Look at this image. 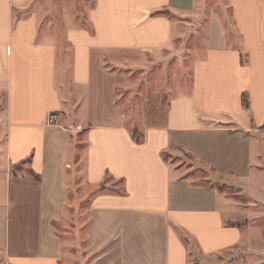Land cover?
<instances>
[{"label":"crops","instance_id":"1","mask_svg":"<svg viewBox=\"0 0 264 264\" xmlns=\"http://www.w3.org/2000/svg\"><path fill=\"white\" fill-rule=\"evenodd\" d=\"M36 1L0 0V264H75L77 232L85 264H191L187 238L204 257L240 245L244 230L230 225L219 190L166 156L190 153L238 181L262 160L264 0H223L190 91L150 93L138 119L121 101L120 72L183 35L186 18L169 12L187 17L216 0H95L87 25L57 37ZM54 113L66 127L49 123ZM28 158L36 175L14 177Z\"/></svg>","mask_w":264,"mask_h":264},{"label":"rangeland","instance_id":"2","mask_svg":"<svg viewBox=\"0 0 264 264\" xmlns=\"http://www.w3.org/2000/svg\"><path fill=\"white\" fill-rule=\"evenodd\" d=\"M221 2L223 0L211 2L207 9L203 8L200 11L199 6L195 5L193 10L195 13L187 17H180L169 12V15L174 16L176 20L186 18L183 35L176 37L174 44L169 49L151 54L143 64L133 69L130 68L131 70L126 73L120 72L125 76L127 82L126 87L120 89L121 101H124V108L131 111L135 116L134 118L138 119V107L141 101L152 92H161L168 99L190 91L192 66L197 59L205 56L206 51L212 45L211 35L214 26L212 11L218 10L220 12ZM94 3L95 0H37L35 5L39 4L43 7L45 20L52 21V30L57 37L61 36L69 25H87L88 14ZM31 11L32 9H27L23 16L29 15L32 13ZM28 12L30 13L27 14ZM1 115L0 112V117ZM55 125L65 126L60 120ZM135 129L140 138L141 131L138 127ZM4 130L5 128L1 125L0 185L5 168L2 152L4 149ZM77 140H81V144L77 147H80L83 152L86 145L84 135L79 134ZM191 158L193 159L192 154L187 152L179 156L169 154L166 156V159L174 164L181 161L188 164L189 167L194 166L188 171L189 173L195 175L199 181L213 184L220 192L222 208L230 225H237L244 230V239L240 245L208 257L202 256L196 243L187 238L188 247L191 251V264H241L243 262L264 264V155L245 181L217 175L216 172L214 174L212 169H205L200 163H192ZM28 170L29 165L24 164L20 171H17V176L27 173ZM107 181L108 183L111 182L109 178ZM85 207H87L86 204L75 210L76 218L81 220L84 218ZM58 231L61 235V224L58 225ZM79 237H82L81 233L77 232L76 241L74 240L75 243L72 246V263L85 264L84 247L78 244Z\"/></svg>","mask_w":264,"mask_h":264},{"label":"trees","instance_id":"3","mask_svg":"<svg viewBox=\"0 0 264 264\" xmlns=\"http://www.w3.org/2000/svg\"><path fill=\"white\" fill-rule=\"evenodd\" d=\"M161 13H167V10H159V11H156L154 14H161ZM248 57V55H245V54H243L242 53V62H244L245 63V61H248V59H247V57ZM242 104H243V107L245 108V109H247V110H249L250 109V98H249V94H248V92H244L243 94H242ZM137 132H136V129L134 130V132H133V134H134V137H136L137 139H138V141H140L141 139L137 136V134H136ZM30 161H31V158H28V159H26V160H23L22 162H20V163H18V164H15V165H13L12 167H11V173H12V175L15 177V176H17V171H20V169H21V166H23L24 164H29L30 163ZM28 174H32V175H36L34 172H33V170L32 169H30L29 168V170H28V172H27ZM104 188H105V186H103ZM103 188V189H104Z\"/></svg>","mask_w":264,"mask_h":264},{"label":"built area","instance_id":"4","mask_svg":"<svg viewBox=\"0 0 264 264\" xmlns=\"http://www.w3.org/2000/svg\"><path fill=\"white\" fill-rule=\"evenodd\" d=\"M60 119V115L57 113H54L50 116L49 123L50 124H58Z\"/></svg>","mask_w":264,"mask_h":264}]
</instances>
